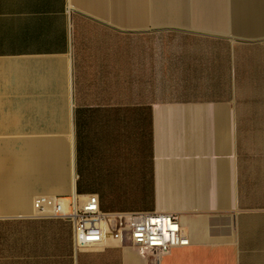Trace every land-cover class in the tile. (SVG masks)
I'll return each instance as SVG.
<instances>
[{"label":"crops","instance_id":"crops-1","mask_svg":"<svg viewBox=\"0 0 264 264\" xmlns=\"http://www.w3.org/2000/svg\"><path fill=\"white\" fill-rule=\"evenodd\" d=\"M87 194L189 244L33 214ZM0 264H264V0H0Z\"/></svg>","mask_w":264,"mask_h":264},{"label":"built area","instance_id":"built-area-1","mask_svg":"<svg viewBox=\"0 0 264 264\" xmlns=\"http://www.w3.org/2000/svg\"><path fill=\"white\" fill-rule=\"evenodd\" d=\"M33 214L71 222L75 249L100 245L105 239L127 241L136 248L158 255L189 244L178 216L146 211H102L94 194L36 195Z\"/></svg>","mask_w":264,"mask_h":264}]
</instances>
